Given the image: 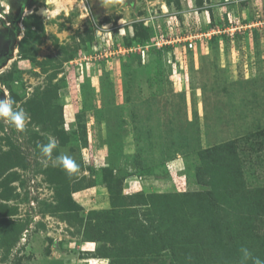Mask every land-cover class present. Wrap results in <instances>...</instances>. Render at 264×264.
<instances>
[{
    "label": "rangeland",
    "instance_id": "obj_1",
    "mask_svg": "<svg viewBox=\"0 0 264 264\" xmlns=\"http://www.w3.org/2000/svg\"><path fill=\"white\" fill-rule=\"evenodd\" d=\"M73 1L0 0V264L264 260V0Z\"/></svg>",
    "mask_w": 264,
    "mask_h": 264
},
{
    "label": "clouds",
    "instance_id": "obj_2",
    "mask_svg": "<svg viewBox=\"0 0 264 264\" xmlns=\"http://www.w3.org/2000/svg\"><path fill=\"white\" fill-rule=\"evenodd\" d=\"M27 11V10H26ZM15 101L8 98L5 94L4 99H0V119L14 127L17 131L22 132L25 129V122L28 119L27 114L22 109L14 107ZM42 156L46 160L52 161L54 164L58 163L69 176L78 171V164L68 155H58L53 157V151L57 148V141L53 137L48 138V143L40 145ZM242 259L241 264H246L251 260L252 264H264V260L259 257H253L247 248H241Z\"/></svg>",
    "mask_w": 264,
    "mask_h": 264
},
{
    "label": "bare ground",
    "instance_id": "obj_3",
    "mask_svg": "<svg viewBox=\"0 0 264 264\" xmlns=\"http://www.w3.org/2000/svg\"><path fill=\"white\" fill-rule=\"evenodd\" d=\"M55 4V12L54 15L58 14L62 10H67V4L72 5L74 3L73 0H66V2H63L61 0H52ZM43 10V9H42ZM48 11V10H47ZM47 12L45 10L42 11V14H46Z\"/></svg>",
    "mask_w": 264,
    "mask_h": 264
},
{
    "label": "water",
    "instance_id": "obj_4",
    "mask_svg": "<svg viewBox=\"0 0 264 264\" xmlns=\"http://www.w3.org/2000/svg\"><path fill=\"white\" fill-rule=\"evenodd\" d=\"M134 0H128V2L133 3Z\"/></svg>",
    "mask_w": 264,
    "mask_h": 264
}]
</instances>
